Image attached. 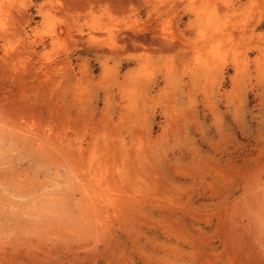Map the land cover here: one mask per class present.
Returning <instances> with one entry per match:
<instances>
[{"label": "rangeland", "instance_id": "rangeland-1", "mask_svg": "<svg viewBox=\"0 0 264 264\" xmlns=\"http://www.w3.org/2000/svg\"><path fill=\"white\" fill-rule=\"evenodd\" d=\"M0 264H264V0H0Z\"/></svg>", "mask_w": 264, "mask_h": 264}, {"label": "bare ground", "instance_id": "bare-ground-1", "mask_svg": "<svg viewBox=\"0 0 264 264\" xmlns=\"http://www.w3.org/2000/svg\"><path fill=\"white\" fill-rule=\"evenodd\" d=\"M48 151V150H47ZM105 178V177H104ZM122 179V178H121ZM83 186V185H82ZM106 202V201H105Z\"/></svg>", "mask_w": 264, "mask_h": 264}]
</instances>
